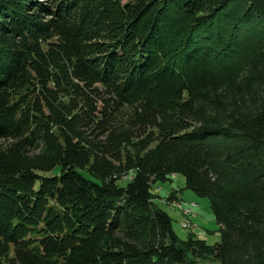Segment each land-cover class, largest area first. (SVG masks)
Segmentation results:
<instances>
[{"label": "trees", "instance_id": "1", "mask_svg": "<svg viewBox=\"0 0 264 264\" xmlns=\"http://www.w3.org/2000/svg\"><path fill=\"white\" fill-rule=\"evenodd\" d=\"M203 260L264 264V0H0V264Z\"/></svg>", "mask_w": 264, "mask_h": 264}, {"label": "rangeland", "instance_id": "2", "mask_svg": "<svg viewBox=\"0 0 264 264\" xmlns=\"http://www.w3.org/2000/svg\"><path fill=\"white\" fill-rule=\"evenodd\" d=\"M155 203L172 218L174 232L181 240L194 237L209 245L221 242V233L210 201L186 189L185 178L177 175L172 181L153 186ZM203 264H217L203 260Z\"/></svg>", "mask_w": 264, "mask_h": 264}]
</instances>
